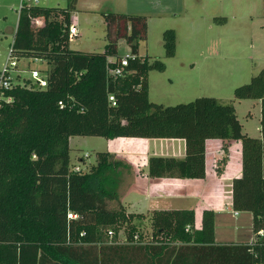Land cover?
<instances>
[{
	"label": "trees",
	"instance_id": "16d2710c",
	"mask_svg": "<svg viewBox=\"0 0 264 264\" xmlns=\"http://www.w3.org/2000/svg\"><path fill=\"white\" fill-rule=\"evenodd\" d=\"M77 2L69 0L66 9L24 3L19 12L11 57L43 62L49 70L46 88L17 77L7 93L12 102L0 100V264H264V69L234 92V100L261 102V137L254 138L243 132L233 104L208 97L177 106L150 100L148 75L166 66L138 56L145 17L110 14L104 52L72 50ZM123 20L129 31L121 35L116 22ZM119 37L132 55L120 77L112 71L121 58L110 61ZM163 40L166 57H175L176 32H164ZM73 137L184 140L183 159L148 161L150 178L178 180L206 179L208 141H223L226 151L241 142L242 174L232 180V208L252 214L253 240L217 243L215 212L204 209L197 227L193 208L150 212L147 240L134 224L143 214L108 207L115 196L107 174L121 161L99 153L89 172H76ZM225 165V159L217 165L218 177Z\"/></svg>",
	"mask_w": 264,
	"mask_h": 264
},
{
	"label": "rangeland",
	"instance_id": "374dc122",
	"mask_svg": "<svg viewBox=\"0 0 264 264\" xmlns=\"http://www.w3.org/2000/svg\"><path fill=\"white\" fill-rule=\"evenodd\" d=\"M23 2L59 9L69 6V0H40L38 4L33 0H0V70L10 56ZM110 14L141 16L147 20L146 37L138 41V56L149 58L151 62L160 61L166 66L165 72L153 70L148 75L149 98L152 102L177 106L198 98H215L221 104L234 105L246 135L261 137V102L234 100V92L238 87L249 84L264 69V0H78L72 10V21L77 23L79 35L71 41L70 48L84 53L104 52L108 43L106 16ZM118 22L116 30L124 35L129 31L128 26L124 20ZM168 30H174L177 35V50L173 58H167L165 53L163 35ZM117 46L116 56L110 58L112 62L131 54V47L123 37L118 38ZM14 63L17 60L10 59V67ZM18 65L17 71L11 72L15 82L16 77H20L21 84L26 83L24 79L34 82L31 77L34 69L43 76L49 70L40 61L21 60ZM214 143L223 142L215 140L210 142V146ZM70 145L72 165L84 172H89L97 163L99 153H110L117 161H121L115 172L107 174L114 180L108 191L115 196L107 199L108 207L119 209L124 205L130 213L143 214L145 218L135 219L134 224L147 240L152 237L150 211L193 207L200 222L202 211L214 206H220L216 210L218 213H215L217 243H248L254 236L253 221L249 220L252 214L238 212L235 216L229 197L218 200V203L212 200L206 203L202 199L167 198L164 194V199L157 197L151 203L148 193L153 191V195H157L161 188L158 184L148 187L150 183L158 182L147 176L148 160L151 157L178 158L181 151H185L184 140L73 137ZM236 145H232L234 149ZM238 145L240 147L241 142L238 141ZM234 149L231 154L236 160ZM235 160L230 164L231 170L226 173V180L231 172L237 170ZM212 161L209 154L207 169L214 173ZM220 161H216V165ZM215 180L210 175L204 181L205 188L210 189ZM231 186V183L228 186L224 184L223 190L231 189ZM176 189L180 191L179 187L167 190L173 195ZM193 196L198 198V194ZM119 236L122 241L125 240L124 230Z\"/></svg>",
	"mask_w": 264,
	"mask_h": 264
},
{
	"label": "crops",
	"instance_id": "0c3cea01",
	"mask_svg": "<svg viewBox=\"0 0 264 264\" xmlns=\"http://www.w3.org/2000/svg\"><path fill=\"white\" fill-rule=\"evenodd\" d=\"M76 19L77 18H75V20ZM35 61H37V60H35ZM212 141H215V140H210V141L207 142V167H208V155L211 154L212 159H213L211 165H213V167H214L213 168V170H214L213 172L214 173H212V171L208 172V169H207V177H206V179H204V180H195V181H199L197 183H185V182L182 183L183 181H186V180H178V179H156V180H158L157 183H153L152 182L149 185L147 184L148 187L153 186V184H156V185L158 184V185H160V188H161L160 191L157 193V195H153V194H155V193H152L153 191L148 193L149 194L148 198H150L151 203H152V201H154V199L156 200L157 197H159V198L161 197L162 199H164L163 195L165 194L167 196V198L169 196H174L175 199H179V200L188 199V198L202 199V200H205L206 203L208 201H210V200L216 201V203H218V200L226 199L227 197H229L230 204L232 206V189H230V188L226 189L225 188V190H223V185L225 184L226 186H228L230 183L232 185V180L234 178H236V177H240L241 174H242L241 146L239 147L237 141H233V142H231V144H230V146H229V148L227 150L228 153H225L224 152V145H223L224 143H214V144H212L210 146V142H212ZM234 143L237 144L235 149H234V146H232ZM232 149L235 150V154L237 155L236 160L232 157V154H231V150ZM184 157H185V151H184V153L181 151V154H180V156L177 159H183ZM225 158L227 159L226 165H225V167L223 169L222 175L220 177H218L216 175V171H215V169L217 167L216 161H219L220 159L222 160V159H225ZM232 160H235L236 165H237V170L234 173H232L230 171L231 172V176L226 180V173L229 170H231L230 164H231ZM210 175H213L216 180L214 181V183H213V185H212V187L210 189L209 188L206 189L205 188L206 186L204 185V181H206L210 177ZM147 176H148V174H147ZM173 187H179L180 191H178L176 189L173 192V195H170V193L168 192L167 189L173 188ZM198 188H200V190H198ZM231 188H232V186H231ZM147 191H149V190H147ZM229 192H230V194H229ZM195 194H198V198L193 196ZM206 205H209V203L206 204ZM215 205L218 206V204H215ZM191 208H193V207H190L188 209H191ZM205 209H208V208H205ZM211 209L215 213H218L216 210L220 209V206H219V208L214 206ZM154 210H156V209H154ZM158 210H161V209H158ZM150 212H152V211H150ZM196 215H197V212H196ZM201 216H202V213H201ZM249 220L253 221V218L250 217ZM200 224H201V219H200V222L197 221V227H200ZM215 232H216V230H215ZM252 240H253V237H252L251 241Z\"/></svg>",
	"mask_w": 264,
	"mask_h": 264
},
{
	"label": "built area",
	"instance_id": "2783aa9c",
	"mask_svg": "<svg viewBox=\"0 0 264 264\" xmlns=\"http://www.w3.org/2000/svg\"><path fill=\"white\" fill-rule=\"evenodd\" d=\"M33 1H34L35 4H38L40 2V0H33ZM24 3L25 2H23L21 4L19 12L22 9V7L24 6ZM76 24L73 23L72 26L70 27V33H69L70 42L73 41L79 35V30H78ZM11 51H12V46L10 48V56H9V58L7 59L6 64L0 70V100H2V101L4 100L7 103L12 102L11 97H8L7 93H8V91H10V89L13 88V84L15 82V78L12 77L11 70L17 71L18 66H19L18 64L21 61V60H17V63L16 64L14 63L12 65V67H10L9 61H10V59H13L11 57ZM131 57H132V55L128 54V55H126L125 57H123V58H121L119 60L117 68L112 71L115 76L120 77V76H124L125 75V69L129 65V60H130ZM31 77L34 80L33 84L37 88L44 89V88L47 87L46 76H43L39 70H37V69L32 70L31 71ZM110 101H112L113 105H115L114 97H110ZM75 171L76 172H80L81 169L79 167H75ZM235 215L237 216L238 212H235ZM69 217L71 219H76L77 215H70Z\"/></svg>",
	"mask_w": 264,
	"mask_h": 264
}]
</instances>
